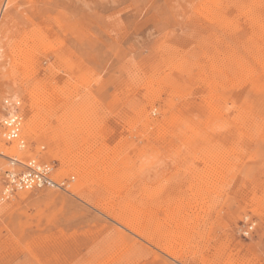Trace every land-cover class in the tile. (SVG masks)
<instances>
[{
  "label": "rangeland",
  "instance_id": "1",
  "mask_svg": "<svg viewBox=\"0 0 264 264\" xmlns=\"http://www.w3.org/2000/svg\"><path fill=\"white\" fill-rule=\"evenodd\" d=\"M0 73V264H264V0H0Z\"/></svg>",
  "mask_w": 264,
  "mask_h": 264
},
{
  "label": "built area",
  "instance_id": "2",
  "mask_svg": "<svg viewBox=\"0 0 264 264\" xmlns=\"http://www.w3.org/2000/svg\"><path fill=\"white\" fill-rule=\"evenodd\" d=\"M4 118L2 125L6 139L16 143L20 149H25L27 142L22 136L23 118L19 114ZM11 168L5 173L4 195H12L17 191H32L41 189H65V182L58 183L53 176V167L36 159H9Z\"/></svg>",
  "mask_w": 264,
  "mask_h": 264
},
{
  "label": "bare ground",
  "instance_id": "3",
  "mask_svg": "<svg viewBox=\"0 0 264 264\" xmlns=\"http://www.w3.org/2000/svg\"><path fill=\"white\" fill-rule=\"evenodd\" d=\"M1 74V73H0ZM58 89V88H57ZM38 91V93H37V97H36V102H37V104H39V111L40 112H45L47 109V106H49V103H46V100L42 97V96H40V94H39V89L37 90ZM44 92V91H43ZM17 98V97H16ZM24 99V98H23ZM5 104H8V101H5L4 102ZM7 106V105H6ZM12 106V105H11ZM46 107V108H45ZM5 110H7V109H5ZM5 110L3 111V110H1L0 112H2V113H4L5 112ZM16 112H17V110H15ZM34 111V110H33ZM40 114V113H39ZM14 115H17L16 113H13V114H8V116H14ZM4 116V115H3ZM7 117V116H6ZM40 118V117H39ZM36 117H35V114L32 116V118L30 119V123H31V125H33L35 122H36ZM29 123V124H30ZM85 125V124H84ZM3 137V136H2ZM79 137V136H78ZM6 144H4V142H3V140L1 139V136H0V156H3L4 154H3V151L5 150V148H6V146H5ZM70 151V150H69ZM86 152V151H85ZM8 154H9V152H8ZM10 154H11V152H10ZM77 155H79V154H77ZM87 155V154H86ZM85 156V155H84ZM88 156V155H87ZM5 157V156H4ZM73 157H75V155H73ZM78 157V156H77ZM14 158H17V157H14ZM8 159H13V158H8ZM76 159V158H75ZM21 160V159H20ZM83 160V159H82ZM21 161H23V160H21ZM74 161V160H73ZM77 161V160H76ZM71 163V162H70ZM74 164H75V162H73ZM85 164V163H84ZM91 164V163H90ZM85 166V165H84ZM91 167V166H90ZM86 168V167H85ZM94 168H96V167H94ZM80 169V168H79ZM82 170V169H81ZM81 170H80V172H81ZM92 171V170H91ZM95 171V170H94ZM93 171V172H94ZM83 172V171H82ZM89 172V171H88ZM100 173V172H99ZM195 173V172H194ZM90 174H91V172H90ZM96 174V173H95ZM84 179V178H83ZM55 181L56 182H58V183H62L63 181H57L56 179H55ZM130 203V202H129ZM131 212V211H130ZM121 221V220H120ZM138 221V220H137ZM131 227H133V226H131ZM145 239V238H144ZM173 256V255H172ZM177 257V256H176Z\"/></svg>",
  "mask_w": 264,
  "mask_h": 264
}]
</instances>
